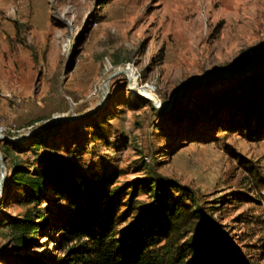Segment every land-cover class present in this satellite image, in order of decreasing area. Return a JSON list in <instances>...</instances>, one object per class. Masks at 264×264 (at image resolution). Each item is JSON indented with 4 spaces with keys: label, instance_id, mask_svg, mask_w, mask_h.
Listing matches in <instances>:
<instances>
[{
    "label": "rangeland",
    "instance_id": "1",
    "mask_svg": "<svg viewBox=\"0 0 264 264\" xmlns=\"http://www.w3.org/2000/svg\"><path fill=\"white\" fill-rule=\"evenodd\" d=\"M254 75L244 91L264 85V0H0V264H62L74 245L61 229L66 202L49 189L29 205L10 186L16 165L34 170L48 159L81 184L115 173L124 186L148 172L177 182L239 264H264V137L236 131L227 107L168 117L176 102L191 110ZM144 83L154 97L134 92ZM53 121L44 130H61L27 150ZM6 142L21 147L5 151ZM27 211L47 226L24 251L3 224Z\"/></svg>",
    "mask_w": 264,
    "mask_h": 264
},
{
    "label": "trees",
    "instance_id": "2",
    "mask_svg": "<svg viewBox=\"0 0 264 264\" xmlns=\"http://www.w3.org/2000/svg\"><path fill=\"white\" fill-rule=\"evenodd\" d=\"M255 75L229 83V90L209 97L205 93L192 102L191 110L188 106L182 108L181 101L176 102L168 115L170 123H178L190 111L195 117L201 109L227 107L239 116L231 122L236 131L245 132L253 140L263 139L264 97L260 92L264 93V85L254 92L242 89ZM60 130L59 126H53L34 133L26 149L36 153ZM196 135L189 137L191 141H195ZM20 147L5 143V151ZM10 174V186L15 192L25 193L26 204L40 205L44 192L51 189L68 205L69 215L62 221L61 229L74 245L64 248L66 258L62 264H239L225 240L215 235L199 201L185 187L156 173L148 172L124 186L115 185V173L81 184L48 159L40 161V167L34 170L16 165ZM140 193L149 200L147 204H136ZM124 195L129 197L125 205L127 213L120 217ZM35 215L38 217L34 219ZM128 219L131 221L127 223ZM3 225L16 247L25 251L47 223L40 211L34 214L27 211L21 218ZM20 262L37 264L30 259Z\"/></svg>",
    "mask_w": 264,
    "mask_h": 264
},
{
    "label": "built area",
    "instance_id": "3",
    "mask_svg": "<svg viewBox=\"0 0 264 264\" xmlns=\"http://www.w3.org/2000/svg\"><path fill=\"white\" fill-rule=\"evenodd\" d=\"M134 92L141 97L148 98L156 95V86L152 83L137 85Z\"/></svg>",
    "mask_w": 264,
    "mask_h": 264
},
{
    "label": "water",
    "instance_id": "4",
    "mask_svg": "<svg viewBox=\"0 0 264 264\" xmlns=\"http://www.w3.org/2000/svg\"><path fill=\"white\" fill-rule=\"evenodd\" d=\"M248 74V73H247ZM242 76H244V75H242ZM242 76H236V78H240V77H242ZM211 78H205V79H197V80H194V81H192V82H190L189 84H184L183 86H182V88L172 97V99H171V101H170V103L167 105V106H171L183 93H184V90L186 89V86L187 85H190V84H193V83H201V82H205V81H208V80H210ZM156 107L158 108V109H161L159 106H157L156 105ZM68 121H70V120H68ZM57 121H53L52 123H50V124H48V125H46L45 127H42L41 129H39V130H44L45 128H47V127H49V126H51V125H53L54 123H56ZM4 139L5 137H0V139ZM1 159V158H0Z\"/></svg>",
    "mask_w": 264,
    "mask_h": 264
},
{
    "label": "bare ground",
    "instance_id": "5",
    "mask_svg": "<svg viewBox=\"0 0 264 264\" xmlns=\"http://www.w3.org/2000/svg\"><path fill=\"white\" fill-rule=\"evenodd\" d=\"M126 71H128V73L131 74V70L130 69L129 70H126Z\"/></svg>",
    "mask_w": 264,
    "mask_h": 264
}]
</instances>
